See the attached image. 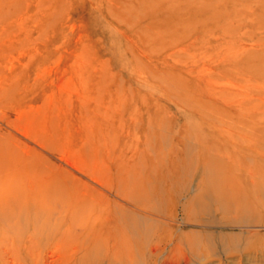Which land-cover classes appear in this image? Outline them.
<instances>
[{"label": "rangeland", "instance_id": "374dc122", "mask_svg": "<svg viewBox=\"0 0 264 264\" xmlns=\"http://www.w3.org/2000/svg\"><path fill=\"white\" fill-rule=\"evenodd\" d=\"M261 128L264 0H0V264H264Z\"/></svg>", "mask_w": 264, "mask_h": 264}, {"label": "bare ground", "instance_id": "6f19581e", "mask_svg": "<svg viewBox=\"0 0 264 264\" xmlns=\"http://www.w3.org/2000/svg\"><path fill=\"white\" fill-rule=\"evenodd\" d=\"M250 133H251V136L249 135L250 136L249 139L253 138L254 136L257 135L259 137V139L264 140V129L261 128L260 130H257V131L252 130V132H250ZM214 177L215 176H210L211 179L210 178L207 180L196 179L194 181V184H192L193 187L198 188L200 191L199 194L196 195L197 199L203 198V196L209 197V196L213 195V193H216V194H218V200H222L223 198H225L226 194L230 190L229 187L235 183L234 178L228 179L225 176H221L220 178H214ZM233 186L231 188H233ZM132 198H133V196H132ZM182 208L184 209V211L187 210L186 207H182ZM138 212H141L144 214L142 216H138L137 215ZM105 214L108 217L104 222L105 224L103 223L104 224L103 227L107 228L108 225L113 224V226H111L110 229H112V232H114L115 234L114 235H108L107 237H103L101 235L102 239H100V240L108 243L107 248L110 252H113V253L116 252V254L119 251L120 252H126V253H128L127 255H129V257H133L136 249L141 251V252L147 251V248L149 246L151 248L153 246H155L154 248H152V251L154 249H157V250L160 249V244H162L163 242L159 244V242H160L159 235L155 237V239H156L155 240L154 237H152V235H151V234H153V231H149V230H147V228L150 225H158L159 224L158 221H155L152 218V216H156V217H160V218H164V217L169 216V215L166 216V214L163 210H161L157 207H149V206H144L142 204H137V206L135 205V209H129V208L125 209V208L118 207V206L110 207L105 212ZM173 214L175 215L176 212L175 213L172 212L171 215L173 216ZM189 218L190 217H188V219ZM90 231L91 232L94 231L93 226L90 229ZM171 235H172V233H171ZM152 255H154V253ZM133 258H135V257H133ZM165 264H169V262L165 261Z\"/></svg>", "mask_w": 264, "mask_h": 264}]
</instances>
